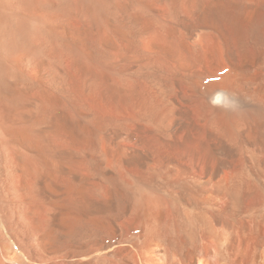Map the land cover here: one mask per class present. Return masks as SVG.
<instances>
[{
  "label": "bare ground",
  "instance_id": "1",
  "mask_svg": "<svg viewBox=\"0 0 264 264\" xmlns=\"http://www.w3.org/2000/svg\"><path fill=\"white\" fill-rule=\"evenodd\" d=\"M0 264H264V0H0Z\"/></svg>",
  "mask_w": 264,
  "mask_h": 264
}]
</instances>
